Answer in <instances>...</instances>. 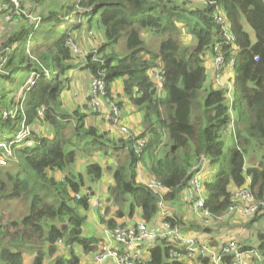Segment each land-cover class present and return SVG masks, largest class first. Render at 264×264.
Instances as JSON below:
<instances>
[{"label":"trees","instance_id":"1","mask_svg":"<svg viewBox=\"0 0 264 264\" xmlns=\"http://www.w3.org/2000/svg\"><path fill=\"white\" fill-rule=\"evenodd\" d=\"M193 1L63 0L48 6L46 0H30L31 15L26 11L7 23L0 18L2 28L8 25L0 36V264H24L26 250L33 254L31 264H45L47 257L48 264H81L78 248L90 256L97 250L103 240L85 233L86 213L90 184L101 179L103 169L90 162L78 172L74 164L99 151L113 161L108 195L117 208L99 220L108 229L136 216L150 226L157 219L185 227L177 213L161 214L160 202L179 197L203 160L209 173L204 208L213 218L230 206L231 189L247 179L255 199H264V0H206L192 9ZM216 7L234 36L221 48L225 62L234 58L231 102L226 87L205 85V62L221 41ZM14 20L21 25L11 30ZM92 28L101 45L85 54L81 67L103 79L111 100V84L121 79L127 102L141 114L137 135L128 131L113 138L87 125L86 116L97 115L89 111L88 96L83 107H63L68 73L80 66L70 47L77 42L72 31ZM143 32L161 38L156 50L145 45ZM186 33L193 44L183 41ZM121 38L124 54L114 48ZM156 70L161 87L152 76ZM231 121L234 133L228 131ZM226 134L233 139L229 145ZM139 164L166 189L162 196L137 181ZM256 239L264 251V233ZM170 246L158 239L142 264H185L169 261Z\"/></svg>","mask_w":264,"mask_h":264},{"label":"built area","instance_id":"2","mask_svg":"<svg viewBox=\"0 0 264 264\" xmlns=\"http://www.w3.org/2000/svg\"><path fill=\"white\" fill-rule=\"evenodd\" d=\"M195 1L201 4L206 2V0ZM24 8L25 1L23 2V0H0V18L6 23L10 22L13 18L20 17L21 13H24ZM213 16L220 25L221 41H217L211 46L209 64L213 71L212 83L216 87H226L227 97L231 102L232 83L229 86L224 82V76L227 72L233 73L234 58L225 62L221 48L224 44L233 43L234 36L221 8L216 7ZM70 47L74 54L78 52L77 43L71 41ZM152 76L158 86L161 87L162 77L159 71L156 70ZM31 77L27 82L28 84L32 83ZM105 95V82L101 77H94L88 92V108L96 112L100 110L104 101L107 102L110 107L111 123L114 126H119L120 110L117 104ZM27 128L25 127V130ZM122 130L127 132L124 128ZM228 131L235 132L232 121L228 125ZM3 163L0 159V164ZM206 167V160L197 165L184 191L187 208L190 211H198L206 226L216 219L234 218L246 222L255 217L264 216V199H255L249 188L250 180L247 179L241 187L231 189L230 206L222 215L213 218L209 211L204 208L205 190L203 183L204 176L207 174ZM143 184L159 196L166 192V189L153 176ZM89 203L96 206L99 202L90 199ZM162 204L163 201L160 202L161 206ZM105 237L106 240L91 255L90 264H105L108 260L114 264H142L148 250L155 245L158 239H165L171 244L167 256L169 261H180L185 264H203V260H206L207 264H264V251L258 248L257 243L247 246L240 244L235 239H228L218 244H212L208 238L191 234L179 227H171L166 222H159L155 227H151L145 222L117 225L112 229L106 228ZM58 243L60 244V241Z\"/></svg>","mask_w":264,"mask_h":264},{"label":"crops","instance_id":"3","mask_svg":"<svg viewBox=\"0 0 264 264\" xmlns=\"http://www.w3.org/2000/svg\"><path fill=\"white\" fill-rule=\"evenodd\" d=\"M79 31L74 30V31H72V34L74 35L75 39H77V43L80 44L83 52L88 51V49L93 50L97 46L99 47L101 45V43L96 41L97 39H99V40L101 39V35L99 33H98V36H96V35L93 36L96 38V39H94L95 41H93V43L87 45L88 43L86 44L83 42V45H82L81 42H78V40H79L78 36L80 35V34H78ZM79 33H81V32H79ZM142 34H143V39H144L145 45L151 50H156L161 38L159 39V41H156L154 46H152V45L149 46L150 45L149 38H151V37L152 38L153 37L158 38L159 36H156L154 33H150V32H143ZM145 38L148 39L147 42L145 41ZM191 39H192L191 36H186V34H184L183 41L190 42L189 40H191ZM209 58H210V56L207 57V59H208L207 60L208 77H207V81H206L205 85L206 86H208V85L213 86V83H212L213 71H212V68L209 64ZM83 61L79 60L78 63H80V66L75 68L74 70L69 71L68 77H70V80H71L70 88L68 90H65L61 95L62 102L66 101V99L72 100L71 97L73 98V100L76 101V106L74 108H72V110H74L77 107H83V105H87V103H86L87 96H88V92H89V88H90V83L93 79L90 72L81 67L82 66L81 64ZM232 77H233V73L227 72L224 76L225 82L228 84L232 83V81H233ZM111 89H112L113 101L116 104L119 102H122V107L121 108L119 107V110H120L119 126L112 125L110 107L107 104V102H105V101L102 103L100 110L95 112V113H97V115L88 114L86 116V118H85L86 124L87 125H95V126H98L99 128H101L103 130L109 131L110 136L113 138L123 136L124 133H127L128 131L133 133L134 135L139 134L141 132V128H140L141 114L139 112H137L135 110V108L127 102V98L123 93L121 79H116L111 84ZM63 107L65 108L64 105H63ZM89 111H91V110H89ZM91 112H93V111H91ZM123 128L126 129L127 132H124L122 130ZM123 137H125V136H123ZM100 154L101 153L97 152L94 154L95 157H93V156L77 157V160L74 164V169L78 172H82V171H84L85 166L92 161V162H96V163L100 164L102 166V169L104 172L105 169L107 168V160H106V158L101 157ZM145 166H146V164H139L137 167V170H136L137 181L139 183H142V184L151 177V175L147 172ZM208 176H209V173L207 175H205L204 177L206 178ZM112 184H113L112 173L109 174L108 171H105V183H102L101 180H99L98 182H96L94 184H90L91 185V198H90L91 201L92 200H98V202H99L100 195L108 194L109 186ZM92 206H94V205L91 204L90 208ZM186 209L188 210V213L189 212L192 213L191 219L199 225L200 221H201L200 213L198 211H190V209L187 207H186ZM86 215H87V217H86L85 233L87 235H90V236L99 237L104 242L106 240V237H105L106 227L102 223H100V221H95V219H91L88 212L86 213ZM187 218H188L187 215L183 216V219L185 221ZM254 219H256V220L252 221ZM254 219H252L248 222L247 226H249V227H245V226L236 224V222H239L240 219L235 220L234 218H229L227 220H223L224 222H229V224L231 225V226L225 225V226H222L219 228L220 231H224L227 233L226 234L227 236L225 238H223L219 235H216V234H214L212 236V233H210V232H209V234H207V232H205V231L199 232L197 230L194 231V230L186 229L185 227H181V228L184 231H187L191 234H198L199 236H202L205 239L208 238V239H210L211 243H213V244H218L219 242H223V241H226L228 239H235L242 245L252 246V245L257 243V239H256L257 232H263L264 233V216L255 217ZM124 220L127 224H133V223H137V222L141 221L138 216H136L132 220H129L127 218ZM157 224H159V222L157 219H155L152 221L151 227H155ZM252 227H254V229H252ZM77 253L81 257V264H90V260H91L90 255H84L79 248L77 249ZM105 264H114V263L111 260H108Z\"/></svg>","mask_w":264,"mask_h":264},{"label":"rangeland","instance_id":"4","mask_svg":"<svg viewBox=\"0 0 264 264\" xmlns=\"http://www.w3.org/2000/svg\"><path fill=\"white\" fill-rule=\"evenodd\" d=\"M24 1H25V8H24L23 12H24V14H26V11L31 6V4H29L30 0H23V2ZM62 1L63 0H46L45 3H46V5L49 6V3H51V5H56V4H58V3L62 2ZM189 5H190L189 7L192 8V9L201 7V4L196 2V1H193ZM29 10H30V8H29ZM28 15H31V14H28V11H27V15L26 16H28ZM26 16H24V17H26ZM26 18H28V17H26ZM10 25H12L11 26V30H16L21 25V20L20 21L19 20H14V21H12V23ZM7 27H8V25L5 26V24L3 25V28L1 26L2 31H4ZM245 29L251 34V37L254 39V34H253L252 30L249 28V26L246 23H245ZM79 32H78V34H80V35L78 36V39H79L78 42H81L82 45H83V42L86 43V44L88 43L87 45L93 43V41H95L94 39H96L93 36L94 35L98 36V33H99V31H97V29H95V28H92L90 31H88L86 33L85 32L84 33H79ZM186 36H188L187 33H186ZM101 39L100 40L97 39L96 41L101 43ZM159 39H160V37H158V38H156V37L149 38V43H150L149 46H151V45L154 46L156 41H159ZM147 40L148 39L145 38L146 42H147ZM189 41H190L191 44H193L195 42V40H193V38L191 40H189ZM77 46H78L77 47L78 48V52L76 53V55H77L78 60H75L76 63H78L79 60L83 61L85 59V54L91 51L90 49H88V51L83 52L79 43H77ZM97 48H98V46L95 49H97ZM114 48H115L116 51L117 50L118 51L121 50L122 54L127 53V50L125 48L124 38H121L119 40V43L116 44L114 46ZM205 66L207 67V61L205 62ZM224 82H225V80H224ZM26 84L28 85V83H25L21 88H19L18 94L16 95V99L15 100L18 99L22 88L27 86ZM228 85L231 86V83L228 84ZM231 91H232V87H231ZM231 95H232V93H231ZM231 95L229 93V96H231ZM71 99L72 100L66 99V101L63 102V105L65 106V109L66 110L69 109L68 111H71L72 108H74L76 106V101L73 100L72 97H71ZM9 137L10 136L7 135V134L3 135L4 139H7ZM232 140L233 139H232V137H230V135H228V134L225 135V144L226 145L231 144ZM98 153H101L100 156L106 158V160H107V168L105 169V171H108L109 174L112 173L113 161L111 160V158L106 156V155H104V153H102V151H99ZM250 154H251L250 152L246 154V158H247L246 159L247 160L246 163H247V165L250 164V163H248V161L250 162ZM253 155H254L253 156L254 160L256 159L255 161H258L259 158H260V152L256 151L255 153H253ZM92 156L95 157V155H92ZM105 171L103 172V175H102V177L100 179L102 183H105ZM3 207L4 206L2 204H0V210H2ZM168 207H170L171 209L169 210ZM186 207H187L186 199H185V196H184V191H182L181 195L179 197L173 199L172 201H169V202L164 201V203L161 206L160 212H161V214L162 213H173V212H175V213H177L178 215H180L182 217L187 215L188 218L186 219V223H187L186 226L188 228L190 227L193 230H197L199 232H201V231L203 232V229L205 230V228H209V231L207 232V234H209V232H210V233H212V236L214 234H216V235H219V236H221L223 238H225L227 236L226 235L227 233L224 232V231H220L219 228L222 227V226H225V225L231 226L229 224V222H224L223 220L216 219V220H213L208 226H206L203 223V221L201 220L200 224L198 225L195 221H193L191 219L192 213L191 212L188 213V210L186 209ZM11 208H12V206H11ZM115 208H117V206L115 205L113 200L109 197L108 194H104V195H100L99 204L96 205V206H92L91 208H89V210L87 212L90 215L91 219H95V221H99L100 217H108V215H110L112 211L114 212ZM5 209H8V208L6 207ZM124 211L126 212L127 209H124ZM243 222H244L243 220H240L239 222H236V224L242 225V226H245V227H249V226H247L249 221H246L244 223ZM252 229H254V227H252ZM32 257H33V254L29 253L28 250L24 251V264H31ZM51 260L52 259H49V257H47V259H45V264L50 263Z\"/></svg>","mask_w":264,"mask_h":264},{"label":"bare ground","instance_id":"5","mask_svg":"<svg viewBox=\"0 0 264 264\" xmlns=\"http://www.w3.org/2000/svg\"><path fill=\"white\" fill-rule=\"evenodd\" d=\"M229 134V133H228Z\"/></svg>","mask_w":264,"mask_h":264}]
</instances>
